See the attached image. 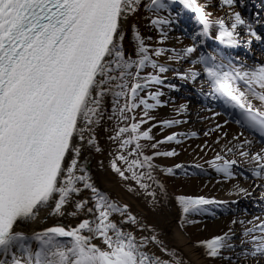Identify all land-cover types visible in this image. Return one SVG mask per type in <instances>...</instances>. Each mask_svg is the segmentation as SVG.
I'll use <instances>...</instances> for the list:
<instances>
[{"label":"snow or ice","instance_id":"obj_1","mask_svg":"<svg viewBox=\"0 0 264 264\" xmlns=\"http://www.w3.org/2000/svg\"><path fill=\"white\" fill-rule=\"evenodd\" d=\"M238 7L246 8L245 0H0V264H187L127 204L98 189L84 156L89 149L102 151L103 128L115 146L112 171L155 202L149 189L156 185L163 192L164 186L153 161L179 155L159 147L179 145V137L189 135L173 132L157 140L152 134L156 127L186 123L152 115L166 106L162 89L180 90L172 79L192 84L242 129L230 138L223 131L211 145L205 141L200 150L214 153L205 163L224 182L250 177V188L233 185L241 198L264 189V63L239 55L253 41L264 43L258 30L264 12L249 18ZM142 12L157 33L156 46L130 23ZM184 13L195 21L191 31L181 25ZM177 28L190 42L177 36L179 49L165 47ZM209 40L217 48L203 52ZM187 107L175 111L180 115ZM229 122L216 123L204 136ZM149 147L152 154H145ZM180 169L187 174L180 163L161 171L174 176ZM175 201L182 226L198 223L189 217L205 214L206 206L225 203L183 194ZM256 206L258 213L249 218L245 209L227 231L195 246L222 264H264V191ZM48 218L55 220L32 227ZM68 218L76 223H65Z\"/></svg>","mask_w":264,"mask_h":264},{"label":"bare ground","instance_id":"obj_2","mask_svg":"<svg viewBox=\"0 0 264 264\" xmlns=\"http://www.w3.org/2000/svg\"><path fill=\"white\" fill-rule=\"evenodd\" d=\"M257 8H260V6ZM236 10L242 12L243 8L238 7ZM212 11L216 15L223 14L216 8H213ZM223 11H227V9ZM254 11L256 12L258 10L254 9ZM261 11L264 12V7ZM255 12L251 14L249 18L254 16ZM189 14L191 13H184L183 16ZM242 14L244 13L242 12ZM146 16L147 14L142 12L137 17H134L130 23H135L138 30L145 37H153L150 43L156 46L154 41L157 38V33L149 28ZM194 28L195 21L191 25V30ZM177 36H181L184 45L190 42L186 36H183L181 28H177L170 34L164 46L179 49L182 45L178 43L176 39ZM125 45L129 51L132 50V44L129 39L125 40ZM202 51L208 52L213 50L207 46L203 48ZM255 52L256 55L253 58H246L247 62L264 63V53L259 48L255 49ZM169 76H171V73H169ZM172 83L178 85L180 90L169 91L168 89H162L165 92V96L161 99L166 101V106L158 108L156 113L160 117L159 121L180 119L186 121V123L165 128L163 131H161L160 127H156L153 129V133L157 140L173 132L189 135H181L179 138L183 142L179 145L174 142L164 145L166 148L175 149L179 155L171 158L156 157L153 161V163L157 165V170L154 175L160 184L164 186L163 192H161L156 185H154L155 188L151 187L149 189L156 193V207L152 206L146 200L148 198L152 201L153 198L148 197L146 192L140 189L133 180H124L117 173L112 171L110 167V160L112 157L109 153L114 151L115 146L108 140V133L105 132L103 128L98 131L99 146L102 151L96 152L94 149H89L84 153V156L88 158V168L98 189L107 193L112 199L119 203L127 204L133 214L142 218V221L151 225L161 234V238L166 241L170 248L178 249L187 264H222L220 260L207 259L203 255V249L196 247L195 242L227 231L230 220L234 217H242L245 209H247L249 213V218L251 214L258 213L259 208L256 206L257 199L260 192L264 191V189L253 191L251 198H241L233 194V185L239 183L243 187L250 188L252 183L250 177L248 179L238 177L236 180L224 182L222 177L205 163V161L209 160L214 155L211 149H207L205 152L200 150V146H203L205 141L211 145L217 136L222 135L223 131H227L230 138L242 129L233 122L232 117L224 114V110L220 104L206 98L205 101H202V96L199 94L198 89L192 84L185 85L176 79H172ZM185 103L188 106L187 111L178 115L175 109L178 108L179 105ZM213 112H221L222 114L213 119ZM225 120H229L230 122L221 132H213L212 135L208 137L204 136L205 131L213 128L216 123L222 124ZM191 132H196L197 137H191ZM245 134L247 135L248 133ZM221 143H223V141H221ZM216 147L218 150V146ZM178 163L185 165L187 170L191 169L190 173L193 176L185 177V175H183L184 177H180L179 172H182V169L177 170V174L174 176H167L161 171V169L171 167ZM196 164L202 167L196 168ZM218 180L221 182L218 183ZM130 188L132 189L131 191L129 190ZM161 193H164V195H161ZM181 194L191 196L203 195L206 198H212L225 203L206 206L208 211L205 214L189 217V219L199 221L198 223L183 224L182 226L183 222L180 218V209L175 201V197ZM84 195H88V193L85 192ZM140 198L143 199V202ZM232 201H238V203H232ZM54 220L55 218H48L46 223L35 224L32 225V227H46L52 224ZM64 222L76 223L72 218H68ZM237 230H239V226H237Z\"/></svg>","mask_w":264,"mask_h":264},{"label":"rangeland","instance_id":"obj_3","mask_svg":"<svg viewBox=\"0 0 264 264\" xmlns=\"http://www.w3.org/2000/svg\"><path fill=\"white\" fill-rule=\"evenodd\" d=\"M155 32V31H154ZM156 33V32H155ZM155 40V39H154ZM155 42V41H154ZM192 94H193V92H192ZM142 95H144L143 93H142ZM194 95V94H193ZM140 115H141V112H140V110L138 109L137 111H136V119L137 120H139V118H140ZM152 115H154L155 117H156V121H159L160 120V117H159V115L156 113V111L155 112H153L152 113ZM148 127V125H144V128H147ZM152 134L154 135V133H153V131H152ZM155 136V135H154ZM142 143H146V142H142ZM171 148H169V147H164V145H162V146H160L159 147V149L158 150H160V151H164V150H170ZM152 152H153V150L149 147V148H147V149H145V154H152ZM157 158H166V157H157ZM191 172V171H190ZM180 174H179V176L180 177H184L183 175H185V177H190V176H193L191 173H187V174H185V173H181V172H179ZM152 188H155V186L154 185H152ZM161 195H164V193H161ZM144 197H146V196H144ZM140 200L143 202V199H141L140 198ZM152 206H154V207H156V204H155V202H153V200L151 201V199H146ZM155 201H156V199H155Z\"/></svg>","mask_w":264,"mask_h":264}]
</instances>
